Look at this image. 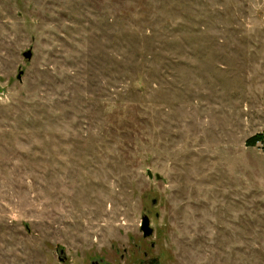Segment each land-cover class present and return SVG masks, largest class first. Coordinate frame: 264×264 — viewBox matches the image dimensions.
Listing matches in <instances>:
<instances>
[{
    "label": "rangeland",
    "instance_id": "1",
    "mask_svg": "<svg viewBox=\"0 0 264 264\" xmlns=\"http://www.w3.org/2000/svg\"><path fill=\"white\" fill-rule=\"evenodd\" d=\"M259 133L264 0H0V264H264Z\"/></svg>",
    "mask_w": 264,
    "mask_h": 264
},
{
    "label": "flooded vegetation",
    "instance_id": "2",
    "mask_svg": "<svg viewBox=\"0 0 264 264\" xmlns=\"http://www.w3.org/2000/svg\"><path fill=\"white\" fill-rule=\"evenodd\" d=\"M141 231L145 239L152 237L154 234V231H153L152 235L145 236V232L142 229ZM134 245L135 247H137L139 258L136 259L135 261L127 262L126 264H163L160 260V257H158V255L150 257V252L148 249L143 250L142 245H136V244ZM150 247H155V243L153 241H151ZM127 253L128 251H123L122 253V259H124L125 261H126V257L130 256V254L126 256ZM89 264H110V262L102 257H95L93 259H90Z\"/></svg>",
    "mask_w": 264,
    "mask_h": 264
},
{
    "label": "water",
    "instance_id": "3",
    "mask_svg": "<svg viewBox=\"0 0 264 264\" xmlns=\"http://www.w3.org/2000/svg\"><path fill=\"white\" fill-rule=\"evenodd\" d=\"M32 56H33V53H32L31 50H27V51L24 52V57L26 59H31ZM22 74H23V71H20V73L18 75V78L19 79L21 78ZM148 175H149V177H153V173H152L151 170H148ZM156 177H157V179H160L161 178V176L159 174H157ZM156 203H157V198H154L152 200V206H155ZM156 216L158 217L159 214L157 213ZM141 229L145 232V236H150V235L153 234L154 229L151 226V219H150V217H149L148 214H144L142 216Z\"/></svg>",
    "mask_w": 264,
    "mask_h": 264
},
{
    "label": "trees",
    "instance_id": "4",
    "mask_svg": "<svg viewBox=\"0 0 264 264\" xmlns=\"http://www.w3.org/2000/svg\"><path fill=\"white\" fill-rule=\"evenodd\" d=\"M258 142L264 143V133H259V134L255 135V136L251 137L248 140L247 144L248 145H255Z\"/></svg>",
    "mask_w": 264,
    "mask_h": 264
}]
</instances>
